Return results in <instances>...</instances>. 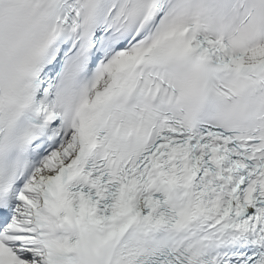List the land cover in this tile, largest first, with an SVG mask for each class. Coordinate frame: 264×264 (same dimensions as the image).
<instances>
[{"label": "snow or ice", "instance_id": "obj_1", "mask_svg": "<svg viewBox=\"0 0 264 264\" xmlns=\"http://www.w3.org/2000/svg\"><path fill=\"white\" fill-rule=\"evenodd\" d=\"M0 264H264V0H0Z\"/></svg>", "mask_w": 264, "mask_h": 264}]
</instances>
